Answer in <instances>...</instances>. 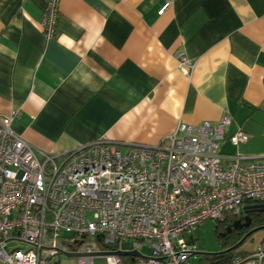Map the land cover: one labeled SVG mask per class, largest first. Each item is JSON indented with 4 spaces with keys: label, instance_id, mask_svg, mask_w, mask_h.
Listing matches in <instances>:
<instances>
[{
    "label": "crops",
    "instance_id": "1",
    "mask_svg": "<svg viewBox=\"0 0 264 264\" xmlns=\"http://www.w3.org/2000/svg\"><path fill=\"white\" fill-rule=\"evenodd\" d=\"M45 1L0 0V114L20 112L11 128L38 153L155 146L227 110L249 139L222 143L264 154V0H60L51 38Z\"/></svg>",
    "mask_w": 264,
    "mask_h": 264
},
{
    "label": "built area",
    "instance_id": "2",
    "mask_svg": "<svg viewBox=\"0 0 264 264\" xmlns=\"http://www.w3.org/2000/svg\"><path fill=\"white\" fill-rule=\"evenodd\" d=\"M59 2L45 1L46 38ZM178 64L187 75L194 68L182 55ZM19 113L0 114V264H55L63 253L75 264H192L198 227L242 216L249 201L264 205V154L220 149L249 139L227 134V110L215 123H178L155 146L98 140L61 153H38L16 134ZM230 264H264V234Z\"/></svg>",
    "mask_w": 264,
    "mask_h": 264
},
{
    "label": "rangeland",
    "instance_id": "3",
    "mask_svg": "<svg viewBox=\"0 0 264 264\" xmlns=\"http://www.w3.org/2000/svg\"><path fill=\"white\" fill-rule=\"evenodd\" d=\"M220 149L222 152L225 153H233L232 147L229 144H223L220 142ZM214 223L212 222H205L201 227H198L193 232V239L196 241V243L201 248L200 252L205 254H213L222 251L218 241H217V235L214 232ZM264 231V230H263ZM263 231H258L250 235L242 245L238 247V251H247L251 252L253 248L255 247L256 240H254V235H257L258 233H261ZM88 242L96 243L100 249V251H105L106 248H104L99 240L97 238H89ZM10 248H13L15 246H18V243H9L8 245ZM143 254L149 253L146 248L142 249ZM201 256H193L191 258L192 264H198V259ZM59 260V264H75L76 258L75 257H66L64 255H59L58 257H55V260Z\"/></svg>",
    "mask_w": 264,
    "mask_h": 264
},
{
    "label": "trees",
    "instance_id": "4",
    "mask_svg": "<svg viewBox=\"0 0 264 264\" xmlns=\"http://www.w3.org/2000/svg\"><path fill=\"white\" fill-rule=\"evenodd\" d=\"M255 204V202H247V206H251ZM246 215L242 217V220H244L245 217H248L250 220V224L249 226L251 228H258V227H263L264 226V207L262 209H249L246 211L245 213ZM238 218V217H237ZM236 218H226L224 221L222 222H215L214 223V232L217 235V241L221 247L222 250H226L228 248L233 247L234 245H236L239 241L240 238L239 235L233 236V237H222L221 232L225 231V227H227L228 225H230L231 223H233V221ZM244 243V242H243ZM199 249L201 250V248L199 247ZM238 248H236L235 250H230V251H225V252H217L215 254H205V253H201L199 251V253L197 254V256H201L198 259V264H230L231 258L234 254L239 253V254H244L245 252L243 251H237Z\"/></svg>",
    "mask_w": 264,
    "mask_h": 264
},
{
    "label": "water",
    "instance_id": "5",
    "mask_svg": "<svg viewBox=\"0 0 264 264\" xmlns=\"http://www.w3.org/2000/svg\"><path fill=\"white\" fill-rule=\"evenodd\" d=\"M263 207H264L263 204H255V205H252V206H246V207H244V211L249 210V209H252V208H254V209H262ZM239 223H240L239 220L235 221V222L233 223V227H236L237 224H239ZM249 224H250V220H249V218H248V217H245V218H244V223L242 224V226H244V227H248ZM228 229H229V228H228ZM263 230H264V226H263V227H258V228H253V229H251V230H250V231H249V232H248V233H247L242 239H240V241H239L236 245H234L233 247L228 248V249H226V250H222L221 252L230 251V250H235V249L238 248L240 245H242L243 242H244L248 237H250V235H252V234L255 233V232L263 231ZM118 254L121 255V256L126 255V253H124V252H119ZM213 254H215V253H213ZM63 255L66 256V257H74V256H76L75 254H68V253H63ZM55 264H59V261L55 262Z\"/></svg>",
    "mask_w": 264,
    "mask_h": 264
},
{
    "label": "flooded vegetation",
    "instance_id": "6",
    "mask_svg": "<svg viewBox=\"0 0 264 264\" xmlns=\"http://www.w3.org/2000/svg\"><path fill=\"white\" fill-rule=\"evenodd\" d=\"M247 211V210H246ZM246 211H244L243 215L236 218L233 223L237 220L240 221L239 224H237L236 227H233V223H231L230 225H228L227 227H225V231L224 232H221L222 234V237H225V236H228V237H233V236H236V235H239L238 238L242 239L251 229L250 226L248 227H244L242 226V224L244 223V220H242V217L245 216L246 214ZM229 228V229H228Z\"/></svg>",
    "mask_w": 264,
    "mask_h": 264
}]
</instances>
